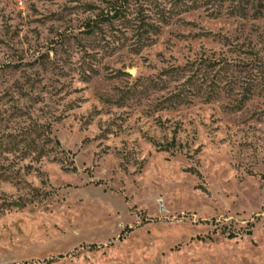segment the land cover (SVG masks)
<instances>
[{
	"label": "rangeland",
	"instance_id": "obj_1",
	"mask_svg": "<svg viewBox=\"0 0 264 264\" xmlns=\"http://www.w3.org/2000/svg\"><path fill=\"white\" fill-rule=\"evenodd\" d=\"M0 264H264V0H0Z\"/></svg>",
	"mask_w": 264,
	"mask_h": 264
},
{
	"label": "trees",
	"instance_id": "obj_2",
	"mask_svg": "<svg viewBox=\"0 0 264 264\" xmlns=\"http://www.w3.org/2000/svg\"><path fill=\"white\" fill-rule=\"evenodd\" d=\"M111 10H114V12L116 13V8H111ZM171 145H174V140H172V142L170 143Z\"/></svg>",
	"mask_w": 264,
	"mask_h": 264
}]
</instances>
